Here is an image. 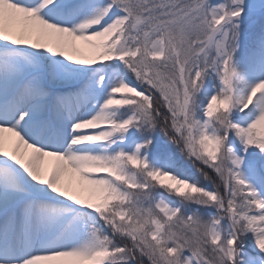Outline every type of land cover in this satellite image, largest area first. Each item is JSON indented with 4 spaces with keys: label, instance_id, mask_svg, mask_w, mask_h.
Returning <instances> with one entry per match:
<instances>
[{
    "label": "snow or ice",
    "instance_id": "snow-or-ice-1",
    "mask_svg": "<svg viewBox=\"0 0 264 264\" xmlns=\"http://www.w3.org/2000/svg\"><path fill=\"white\" fill-rule=\"evenodd\" d=\"M0 264H264V0H0Z\"/></svg>",
    "mask_w": 264,
    "mask_h": 264
}]
</instances>
